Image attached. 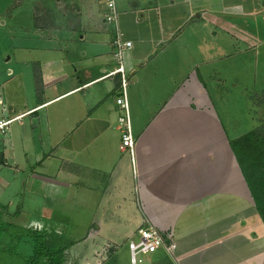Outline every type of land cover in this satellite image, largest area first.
I'll return each instance as SVG.
<instances>
[{
  "label": "crops",
  "instance_id": "obj_1",
  "mask_svg": "<svg viewBox=\"0 0 264 264\" xmlns=\"http://www.w3.org/2000/svg\"><path fill=\"white\" fill-rule=\"evenodd\" d=\"M16 2L1 16L20 11L32 23L6 32L15 58L0 84V198L8 171L22 176L19 214L27 197L44 210L66 204L78 185L80 209L94 212L82 247L101 245L113 216L129 229L103 246L119 253L148 222L172 238L175 264H264V224L231 147L264 130V0H116L120 32L133 43L124 64L134 163L120 150L104 1ZM8 206L0 202L10 215Z\"/></svg>",
  "mask_w": 264,
  "mask_h": 264
},
{
  "label": "rangeland",
  "instance_id": "obj_2",
  "mask_svg": "<svg viewBox=\"0 0 264 264\" xmlns=\"http://www.w3.org/2000/svg\"><path fill=\"white\" fill-rule=\"evenodd\" d=\"M16 1L17 0H0V84L6 78L7 75L6 66H4L5 62L8 60L9 57H11L12 61H14L15 58V49L12 43L14 42V40L10 41L8 39L10 37L9 36L7 37L6 32H9L10 30L14 31L15 26H19L20 24L24 23L25 26H29L30 23H32V20L30 19L27 18L22 19V17L20 16V11L19 13L17 12L16 18H15L16 12H11L8 15L1 16V13L4 14L7 11L6 10L7 5L11 4L10 7H14L17 5ZM247 4L249 6H252L251 0H249ZM31 6H32L31 3H27V2L24 3L23 12H26L25 13L26 15L29 14L28 12H30ZM11 11H13V9H11ZM248 21L252 23V25L255 24V20L254 21L248 20ZM2 22H5L6 27H2ZM28 38L31 39V37ZM232 59H236V58H232ZM232 74L235 75L234 72H232ZM237 75L239 74L236 73V76ZM251 76H252L251 68H248L246 80L250 81ZM28 81L31 82L30 79ZM250 86L251 85L249 83V87ZM29 95L32 96V93L30 92ZM13 100L15 102L14 98ZM259 102L260 101H257L256 104L257 103L259 104ZM251 103L249 107H251L252 104L254 106V103L252 104ZM1 110L2 107H0V114H1ZM13 126L11 128H13ZM234 133L235 132H233V134ZM239 133L242 132L239 131ZM2 171L5 170L2 169ZM12 172L14 171L7 172L8 176L11 175V177H7L11 187L7 192L3 194V197L0 198L1 203H5L9 205L8 206L9 210L11 209L10 213H12L10 215L6 214L5 212L7 211V209L6 210L4 209L2 210L3 216L0 217V230L1 228L8 229L5 231H0V264H25L24 257L27 256L26 254L29 252V243H27V241H25L24 239L20 241L18 240L20 239V236L11 234L16 231L20 232L21 229L30 228L37 230V227L40 226L38 230L42 231L43 229H47L49 230V233H54L55 235L57 234L58 236H61L63 240L66 241L67 243L78 242L76 246L73 247V249H70L71 251L74 252L70 255V260L68 264L69 263L71 264L75 261L79 263V255L81 254L84 255L86 254V252L88 253V258L84 260L82 264H86V263L98 264L101 261L104 262L108 258L109 251L115 248L112 247V245H108V246H103V245L107 244L106 242L109 240L118 241L119 236L125 230L129 229L124 227H118V225L116 224L119 222V220L113 216H108V221L106 222L108 226H105V228H103L104 232H102L101 234V237L104 238L101 241L102 244L98 246H96V244L93 245L90 244L87 247H84L83 245L82 247L81 244L83 243L81 242V239L85 237L86 233L89 230V225L92 222L94 212L91 211L85 212L80 209L81 206L79 204L78 185L74 186L71 189V192L69 193L68 196L69 200L67 201L66 204L57 203V205L54 208H51V210H44V207L42 208L40 204L37 205V202L35 201L28 202L27 200L29 197H27L26 203L24 205L23 213L18 214L15 217L14 216L15 213H17L18 209L21 208V203H22L21 199L24 195H23V186H22V182H23L22 176L18 175L17 173L12 174ZM0 190L1 191L4 190L3 181H0ZM131 213L132 212L129 213L126 212L125 214H129V215L123 216L122 219L129 222V220L132 219ZM133 214L136 220L138 219L140 220V218H142L141 212L138 209V207L135 208ZM120 222L122 221L120 220ZM137 226L140 225L137 224ZM115 231H117V233H115ZM132 238H134L135 241L138 240V238L136 236L134 237V235ZM116 243L121 244L118 242ZM79 247H82L80 251L78 250ZM70 250L67 252V256H69ZM138 259L141 260V263L138 264H148L149 260H151V257L148 258V256L145 257L140 256L138 257ZM120 263L130 264V253L127 249L125 250V253H123L120 256Z\"/></svg>",
  "mask_w": 264,
  "mask_h": 264
},
{
  "label": "trees",
  "instance_id": "obj_3",
  "mask_svg": "<svg viewBox=\"0 0 264 264\" xmlns=\"http://www.w3.org/2000/svg\"><path fill=\"white\" fill-rule=\"evenodd\" d=\"M264 130L252 131L231 143L233 153L239 168L245 178L257 213L264 224ZM2 209L0 210L3 216ZM20 212H17L18 215ZM2 227V225H1ZM8 230L1 228L0 231ZM7 232V231H6ZM11 234L20 236L29 243V252L24 257L25 264H64L65 253L73 245L67 243L62 237L35 229H21ZM9 234V235H11ZM17 240V241H18ZM109 251L108 258L103 264H121L118 247ZM128 250V245L125 250ZM151 264H175L173 260L163 252H157Z\"/></svg>",
  "mask_w": 264,
  "mask_h": 264
},
{
  "label": "built area",
  "instance_id": "obj_4",
  "mask_svg": "<svg viewBox=\"0 0 264 264\" xmlns=\"http://www.w3.org/2000/svg\"><path fill=\"white\" fill-rule=\"evenodd\" d=\"M106 5L105 23L113 30V57L117 62V68L113 74L120 76L119 95L116 98V104L120 109L121 115L118 119V128L121 133L120 150L129 152L131 160L134 163L135 137L132 129V121L130 116V108L128 103V84L130 74L126 71L124 57L127 52L133 48L131 41L125 40L119 29V12L116 0H103ZM3 125H0L2 128ZM135 241L131 238L128 242V250L130 253V264L141 263L138 259L140 256H150L157 252H163L171 259L174 256L175 244L172 238L162 233L157 227L148 222H144L135 232Z\"/></svg>",
  "mask_w": 264,
  "mask_h": 264
}]
</instances>
